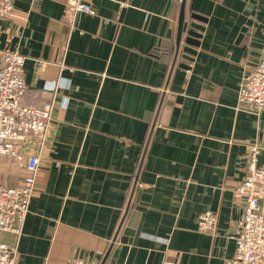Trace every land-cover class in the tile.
Here are the masks:
<instances>
[{
  "label": "crops",
  "instance_id": "0c3cea01",
  "mask_svg": "<svg viewBox=\"0 0 264 264\" xmlns=\"http://www.w3.org/2000/svg\"><path fill=\"white\" fill-rule=\"evenodd\" d=\"M86 1L96 14L74 27L68 0H14L0 17V65L6 51L27 58L24 103L55 102L23 232L0 241L16 244L15 264H102L110 248L104 264L117 248L115 264H225L253 145L264 164V110L239 101L264 62V0H186L188 20L206 18L190 69L174 64L183 0ZM0 160V182L21 185L26 161ZM206 211L213 232L198 230Z\"/></svg>",
  "mask_w": 264,
  "mask_h": 264
},
{
  "label": "built area",
  "instance_id": "2783aa9c",
  "mask_svg": "<svg viewBox=\"0 0 264 264\" xmlns=\"http://www.w3.org/2000/svg\"><path fill=\"white\" fill-rule=\"evenodd\" d=\"M82 13L96 14L86 0H68L66 18L72 27ZM14 14V0H0V17ZM26 56L6 51L0 65V158L14 157L26 161L27 175L21 185L7 186L0 182V232H9L19 239L36 192L41 155L48 139L54 99L41 107L24 103L27 91L24 65ZM240 105L254 113L264 110V62L245 73L239 91ZM33 139L38 147L26 154L24 144ZM261 146L253 145L247 154L248 171L236 192L245 200V211L233 239L235 255L225 264H264V164H259ZM218 218L212 211L198 216L200 232H213ZM17 246L0 241V264H15ZM69 264H88L75 260Z\"/></svg>",
  "mask_w": 264,
  "mask_h": 264
},
{
  "label": "water",
  "instance_id": "95a60500",
  "mask_svg": "<svg viewBox=\"0 0 264 264\" xmlns=\"http://www.w3.org/2000/svg\"><path fill=\"white\" fill-rule=\"evenodd\" d=\"M186 0H183L181 12L179 16V24H178V32L176 38V46H175V54L176 58L174 60V64L177 63L178 58H181L183 61L179 62V65L184 69H190L191 64L195 60V56L197 54V48L200 46V39L202 38V34L205 31V26L201 23L206 21V18L199 14H193L189 20L186 18ZM245 29L242 31L244 32ZM242 34L240 35L241 38ZM129 210V206H128ZM139 213L137 211L131 212V218L127 223V227L124 230V235L121 237V243L125 244L132 241V237L135 234L137 227V218ZM117 238L114 239V241ZM114 246V243L112 247ZM112 248L109 249L106 254L102 264L106 262L108 256L110 254ZM119 248L115 250L112 255V260L110 264H115L116 259L118 257Z\"/></svg>",
  "mask_w": 264,
  "mask_h": 264
},
{
  "label": "rangeland",
  "instance_id": "374dc122",
  "mask_svg": "<svg viewBox=\"0 0 264 264\" xmlns=\"http://www.w3.org/2000/svg\"><path fill=\"white\" fill-rule=\"evenodd\" d=\"M1 159V158H0ZM0 163H1V160H0ZM2 174H0V176H1Z\"/></svg>",
  "mask_w": 264,
  "mask_h": 264
}]
</instances>
